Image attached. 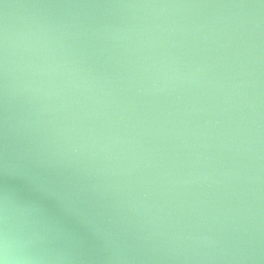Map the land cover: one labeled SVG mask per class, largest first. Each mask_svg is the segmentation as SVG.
Returning <instances> with one entry per match:
<instances>
[{
    "label": "water",
    "instance_id": "1",
    "mask_svg": "<svg viewBox=\"0 0 264 264\" xmlns=\"http://www.w3.org/2000/svg\"><path fill=\"white\" fill-rule=\"evenodd\" d=\"M9 264H264V0H0Z\"/></svg>",
    "mask_w": 264,
    "mask_h": 264
},
{
    "label": "clouds",
    "instance_id": "2",
    "mask_svg": "<svg viewBox=\"0 0 264 264\" xmlns=\"http://www.w3.org/2000/svg\"><path fill=\"white\" fill-rule=\"evenodd\" d=\"M7 247L6 240L4 239V236L2 233H0V264H9V261L5 255L2 253Z\"/></svg>",
    "mask_w": 264,
    "mask_h": 264
}]
</instances>
